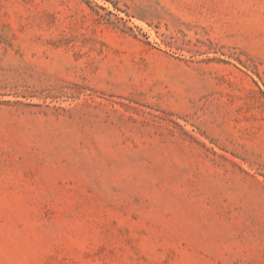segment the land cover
Here are the masks:
<instances>
[{
    "label": "rangeland",
    "instance_id": "obj_1",
    "mask_svg": "<svg viewBox=\"0 0 264 264\" xmlns=\"http://www.w3.org/2000/svg\"><path fill=\"white\" fill-rule=\"evenodd\" d=\"M0 264H264V0H0Z\"/></svg>",
    "mask_w": 264,
    "mask_h": 264
}]
</instances>
